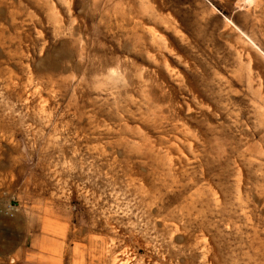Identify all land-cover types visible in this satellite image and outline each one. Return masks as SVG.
Masks as SVG:
<instances>
[{
    "label": "rangeland",
    "instance_id": "obj_1",
    "mask_svg": "<svg viewBox=\"0 0 264 264\" xmlns=\"http://www.w3.org/2000/svg\"><path fill=\"white\" fill-rule=\"evenodd\" d=\"M173 141L230 154L166 185L140 146ZM205 243L264 264V0H0V264Z\"/></svg>",
    "mask_w": 264,
    "mask_h": 264
},
{
    "label": "bare ground",
    "instance_id": "obj_2",
    "mask_svg": "<svg viewBox=\"0 0 264 264\" xmlns=\"http://www.w3.org/2000/svg\"><path fill=\"white\" fill-rule=\"evenodd\" d=\"M243 48V47H241ZM190 91L192 94L197 97V90L195 85H190ZM202 137V134H201ZM184 143L181 141H173L169 142L168 144H162L155 142L143 144L140 146V151L142 154L147 156L148 158L161 162L163 165L159 168L158 173L160 174V179L166 184L169 185V181L177 182L180 179L181 175V169L184 167L187 162H190L191 160L199 161L203 164V162H207V165H210L213 160H225L226 157L230 154L228 151L227 146L218 148L213 153H204L200 149L193 146V144H190L191 147V154L190 157L188 154L185 153L184 150ZM61 232L65 233V228L61 227ZM44 247H46L49 250H54L52 246H49L48 241L46 240L43 244ZM204 251L206 252V255L204 256L207 264H214L212 262V257L210 255L212 248L209 247L207 243L204 244ZM127 259L123 254H119L113 264H126Z\"/></svg>",
    "mask_w": 264,
    "mask_h": 264
},
{
    "label": "built area",
    "instance_id": "obj_3",
    "mask_svg": "<svg viewBox=\"0 0 264 264\" xmlns=\"http://www.w3.org/2000/svg\"><path fill=\"white\" fill-rule=\"evenodd\" d=\"M14 210H15L14 207H11L10 210H9V212H13ZM8 214H10V213H8Z\"/></svg>",
    "mask_w": 264,
    "mask_h": 264
}]
</instances>
